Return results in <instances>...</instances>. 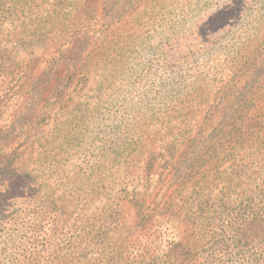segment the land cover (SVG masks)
Masks as SVG:
<instances>
[{"label": "trees", "instance_id": "1", "mask_svg": "<svg viewBox=\"0 0 264 264\" xmlns=\"http://www.w3.org/2000/svg\"><path fill=\"white\" fill-rule=\"evenodd\" d=\"M160 1L0 0V31L28 25L22 16L34 11L43 21L32 24L44 28L53 16L66 33L58 46L33 33L13 38L16 49L42 44L45 62H56L49 78L34 76L26 92H10L14 73L0 63V236L19 244V256L0 264H232L236 254L264 261V0H168L166 7L182 8L180 22L202 13L188 34L174 26L157 32L158 58L145 75L160 79L150 86L114 87L85 64L94 35L86 20L110 12L108 33H93L104 48L122 46L143 35L138 27L127 33L129 11L158 9ZM18 3L27 10H16ZM68 60L74 68L64 89L79 75L82 88L93 78L92 92L124 101L114 111L118 127L100 148L103 169L97 157L77 170L64 153L35 146L57 100L49 102V79H60ZM251 169L257 182L235 184ZM5 252L9 245L0 247ZM49 253L55 261L44 257Z\"/></svg>", "mask_w": 264, "mask_h": 264}, {"label": "rangeland", "instance_id": "2", "mask_svg": "<svg viewBox=\"0 0 264 264\" xmlns=\"http://www.w3.org/2000/svg\"><path fill=\"white\" fill-rule=\"evenodd\" d=\"M123 1L124 0H118L117 6L122 4ZM168 3H170L168 0H161L158 9H155L153 6H143L140 9L135 8L129 11V16H132L134 23H131L127 33L133 34L139 31L136 29V27H138L142 28L143 35L137 39H128L127 43H124L122 46L115 45L114 43H107L104 48L102 43L99 42V33H93L95 29L108 33L109 30L107 31L104 24L109 23L113 18L109 14L110 12L101 17L99 21L86 20L85 24L88 26L87 28L92 30L90 33L94 35L92 45L91 47L89 46L91 54L85 60V64L93 69L101 70V72L105 74L104 79L108 78V80L111 81V85L114 87L119 86L123 88L125 84L137 89L141 86L147 87L154 84L160 78H156V76L152 74H145L158 58L153 48L157 32H162L163 26H165L166 29L174 26V29L179 31L181 35L188 34L199 19V15L202 13L201 11L194 10L193 13L186 16L185 19L180 22L183 15L182 8L172 9L171 7H166ZM25 5L27 6V3H18L16 10H27ZM32 5L34 6L35 4ZM206 8L207 6H203L202 10ZM113 11L114 10L111 12ZM33 12L22 16L25 21L24 24L28 25H14L12 30L0 31V63L7 64L8 69H6L14 73L13 76L15 79L12 82L14 87L10 92L16 90H23L26 92L34 76L41 73H44L43 75L45 77L42 81L47 80V78H49L48 75L52 72L50 68L56 65L54 60L45 62L47 56H43L44 48L42 44L23 45L16 49L13 44V38L21 37L24 39L27 35L33 33L47 38L46 40H48V38H53L56 40L55 46H58V44L62 42L60 41L62 35L66 34L64 33V27L55 24L52 18L53 16H49L45 19L46 27L44 28L40 29V27L32 24L31 22L36 23L43 21V17L39 18L38 15H30L33 14ZM71 40L72 38L68 37L67 40L63 41V44L59 46L61 47L60 49L65 51L69 48L71 46ZM195 56L197 57V53ZM65 65L68 66V69L64 70V74L60 79H49L51 83L49 88V102H53L55 99L57 100L55 101L51 117L40 128L41 139L37 141L35 146L37 148H41L39 145L48 147V149H46L47 154H49V152H51V154L64 153L69 167H76L77 170H87L88 167L95 165L97 157L98 161L101 159L99 165L101 169H103L105 162L100 148L104 145V137L110 132H114L118 127L120 118L119 115H114V111L119 109L124 101H121V97L108 100L98 96L97 92H92L93 90L90 88L97 84V80L93 78H91L86 88H82L80 84H76L79 75L73 77L68 89H64L67 76L74 68L73 60L66 61ZM111 67L115 68L117 72L113 73L112 76H108V74H112V71L107 74L106 71H108L107 68ZM159 71L165 76V82H169L170 80L168 78L170 75L165 74L166 72H163V70ZM4 75L7 78H11L9 71H6ZM105 85L106 84H104V86ZM140 90L144 89L141 88ZM64 92L66 93L63 95ZM136 99L137 97L134 96L132 103H134ZM122 123L123 122H121V124ZM44 164L46 165L47 163L45 162ZM25 167H32L30 161H27ZM99 174H101V171H99ZM256 174V170L251 169L248 174L245 175L246 177L236 180L235 184H239L242 187L244 185L248 186L254 180ZM166 190L167 187H164L160 195ZM238 193L239 189L236 190L232 196V204L234 205L237 204V202L234 201V197H237V195H239ZM17 205H21V200H19ZM20 213L22 216L25 215L24 211ZM3 214H6L8 217L15 216L14 214H10L9 210L5 211ZM1 217L0 215V218ZM7 227L8 225H6V228ZM5 234L6 233L0 236V247L4 244L9 245L11 252L0 253V258L4 257L9 259L11 257H18L19 255H16L19 254L17 252V247L19 245L17 238L14 236H6ZM258 247L261 250L259 252L264 255L263 244L258 245ZM44 257H47L49 260H56L51 253L44 254ZM250 257L243 256L241 258L240 255L237 254L236 256L231 255L230 263L256 264L253 263L254 260H250ZM247 259H249L248 263ZM252 259L254 258L252 257ZM219 264L226 263L221 259ZM258 264H264V261L259 260Z\"/></svg>", "mask_w": 264, "mask_h": 264}]
</instances>
